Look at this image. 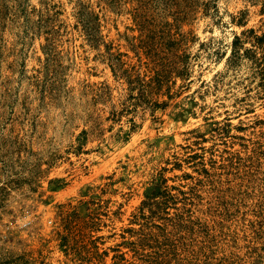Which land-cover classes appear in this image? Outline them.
<instances>
[{"label": "rangeland", "instance_id": "obj_1", "mask_svg": "<svg viewBox=\"0 0 264 264\" xmlns=\"http://www.w3.org/2000/svg\"><path fill=\"white\" fill-rule=\"evenodd\" d=\"M5 2L0 264H264V71L246 32L264 31V0H214L178 27L186 0ZM146 3L152 32L134 18ZM79 11L98 17L97 45ZM235 36L243 45L232 66ZM132 68L146 81L148 68L166 75L143 93L150 105L120 75ZM154 185L170 198L147 200ZM143 224L180 240L139 245L126 231Z\"/></svg>", "mask_w": 264, "mask_h": 264}, {"label": "trees", "instance_id": "obj_2", "mask_svg": "<svg viewBox=\"0 0 264 264\" xmlns=\"http://www.w3.org/2000/svg\"><path fill=\"white\" fill-rule=\"evenodd\" d=\"M18 0H16L17 2ZM214 0H207V2H202V4H199L198 0H186V7L183 8L181 11H179L177 14L173 17L174 22L176 23V26L178 27V24L182 23L183 21H185V19H187L188 17H191L192 15H194V13L196 12V10L198 9V7L203 6L205 8V10H207L208 8H212L214 7ZM144 5V4H143ZM149 5H151V3H146L144 5V8H142L139 12L136 11V15H135V21H137V24L143 29L149 30L150 32L153 31V27H155V25L153 24V22L155 21V18L153 16V14H148V12L150 11V8H152V6L148 7ZM168 3L165 4V7H168ZM17 8L19 9L20 12H24V7H23V3L19 2L17 3ZM157 8H155L156 10ZM10 9L8 7V5L6 4L5 0H0V30L4 27V19L6 18L7 13H9ZM55 15L58 14V12L54 13ZM78 19L80 20V23H82L83 27H84V31L87 35V39L90 42V44L92 45H97L99 43V36L98 33H100L99 30V25H98V17H94L93 18V22L90 20H85L84 19V14L82 11H79L78 13ZM43 16H41L40 19V23H44L45 28H48V32L49 34H52L53 32H55L53 26V22L55 19L53 18H48L45 17L44 19H42ZM153 17V18H152ZM151 21V22H150ZM52 23V24H50ZM162 24V22L160 23ZM175 25H171L169 22H164L163 23V27H169V29L171 30ZM175 26V27H176ZM176 27V28H177ZM178 30V29H177ZM246 32L250 33L253 37V41H252V52L255 54L254 56V60L253 63L254 65L260 69V71H264V31L262 32L261 35H256L253 29L247 30ZM243 32V35L244 33ZM167 33L163 36L164 38H169V43L171 42L172 45H176L178 46V48H176L177 50L179 49L180 45L179 43H176L175 41H170V39H172V35L170 34V32H162V34ZM243 45V42L241 41V38L238 36H235L233 43H232V51L231 54L228 58V62L229 65H234L236 63V61L238 60V58H240L241 54H240V47ZM109 50V49H108ZM257 50H260V52L262 53L260 57H256L257 54ZM49 53L51 52V48H48ZM48 53V55H49ZM149 53V52H148ZM147 53V55H148ZM47 54V52H46ZM108 59L111 62L110 63V67L112 69V72L114 74V76L117 77L116 73H118L120 70V64L119 63V59L118 57L114 56L112 53L108 54ZM51 60V59H50ZM149 72H152L153 74L148 76L149 81H146L144 78L146 77V75L141 76V73L134 70L133 68L130 70V72L128 70H123L122 72H120V75L122 77L125 78V80L127 81V83L131 86V84L133 83H137L138 85H140L142 92H141V96H142V101L143 103L146 104H151V100L148 99V97L144 96L143 93H146V88H148L149 92H151L152 90V84L154 86L157 87L158 90H160L161 86L163 85L164 79L166 78V75L164 73L163 70H159L156 68H148ZM154 108L157 107H162L164 106L163 103H159V102H153L152 103ZM115 113V111L113 112ZM165 192L161 191V187L159 185H154L152 187H150L149 189H147V191L145 192V196L147 200L150 201H154L157 198H164V200H167V198L169 199L170 197L167 196L169 195L168 192L166 191V189H163ZM146 201L142 202V207L146 204ZM160 204V205H158ZM163 204V205H162ZM157 206V211L153 212L152 214L154 215H158L161 213H165L166 212V201L164 203H156ZM135 221H138V219H143L145 220V215L144 213L140 212V215L138 217L135 218ZM77 226L79 224H81L82 228L86 229L89 226H84V224H86V222L81 221V219H77ZM152 227H156L158 229H160L159 226H152ZM149 229V224H143L140 225L139 230L134 231V230H127L126 232L130 234V236H135L137 237V240H139V245H143V243L148 242V240H152V242L154 244H159L160 241L158 240H164L165 242H169L170 240H180L177 238H172L171 236L167 235L164 231L161 230L160 233H152L151 231L146 232ZM92 231V230H91ZM89 235L90 233H82V236H86ZM174 237V236H173ZM65 239H67L65 237ZM172 249V248H171ZM172 251L175 253V250L172 249ZM151 258V257H149ZM122 261H125L124 258H121ZM158 259H152V260H148V264H158ZM116 264H123L121 261L116 262Z\"/></svg>", "mask_w": 264, "mask_h": 264}]
</instances>
